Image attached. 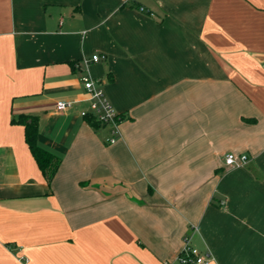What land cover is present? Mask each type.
<instances>
[{"label": "crops", "instance_id": "0c3cea01", "mask_svg": "<svg viewBox=\"0 0 264 264\" xmlns=\"http://www.w3.org/2000/svg\"><path fill=\"white\" fill-rule=\"evenodd\" d=\"M186 238L264 264V0H0V264H181Z\"/></svg>", "mask_w": 264, "mask_h": 264}, {"label": "built area", "instance_id": "2783aa9c", "mask_svg": "<svg viewBox=\"0 0 264 264\" xmlns=\"http://www.w3.org/2000/svg\"><path fill=\"white\" fill-rule=\"evenodd\" d=\"M105 59V55L95 53L90 60H84V63L88 66L90 63H98L99 61ZM82 83L90 98V111H83L81 113L82 117L84 118L87 114L93 113L101 124L110 126L112 130V138L109 142L112 144L115 143L119 133L118 125L123 119L122 116L114 110L111 102L107 98L104 90L101 88L97 80L91 78L90 76H84L82 78ZM72 105V102L62 101L58 103L57 109L58 111H65ZM247 160L248 157L246 155H241L237 158L233 154H227L225 162L227 166L233 167L243 166L246 164ZM178 260L181 264H210L211 256L192 247L189 239L186 238Z\"/></svg>", "mask_w": 264, "mask_h": 264}, {"label": "trees", "instance_id": "16d2710c", "mask_svg": "<svg viewBox=\"0 0 264 264\" xmlns=\"http://www.w3.org/2000/svg\"><path fill=\"white\" fill-rule=\"evenodd\" d=\"M71 66L74 67L76 62H70ZM26 120H30L27 127V140L30 144L31 150L42 168L43 172L47 176L48 180L51 182L55 174L57 173L61 163L62 158L43 148L37 142L38 137V119L35 116H29L24 118ZM85 121L93 128L99 129L100 127L106 126L101 124L96 116L93 113H89L84 117ZM248 122L255 121L254 119H245Z\"/></svg>", "mask_w": 264, "mask_h": 264}]
</instances>
